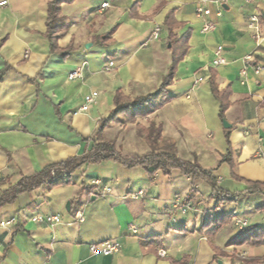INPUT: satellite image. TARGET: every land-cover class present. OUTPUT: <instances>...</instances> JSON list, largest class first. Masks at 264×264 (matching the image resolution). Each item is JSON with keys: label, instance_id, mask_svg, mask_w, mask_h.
Returning <instances> with one entry per match:
<instances>
[{"label": "crops", "instance_id": "0c3cea01", "mask_svg": "<svg viewBox=\"0 0 264 264\" xmlns=\"http://www.w3.org/2000/svg\"><path fill=\"white\" fill-rule=\"evenodd\" d=\"M1 2L0 196L10 198L0 207V222H15L0 227V264H171L183 258L187 264H238L240 256L264 264V233H258L264 230V194H243L248 183H264V48H256L246 28L251 15H264V0H207L209 14L201 19L196 0H74L60 7L69 27L54 52L45 35L50 0ZM204 22L213 29L202 32ZM219 46L224 63L212 67ZM108 61L115 67L104 73ZM255 64L263 68L258 75ZM170 67L169 101L107 128L101 139L114 141L118 158L173 150L180 160L211 170L218 188L241 197L215 205L204 180L176 169H128L115 157L74 164L68 185L14 190L22 178L87 155L98 122L114 108L116 91L129 100L153 93ZM74 70L80 77L68 80ZM197 77L206 81L195 85ZM211 83L228 94L223 119ZM93 91L96 103L87 114L77 113ZM151 126L160 129L157 141L146 139ZM95 180L102 184L97 193ZM102 188L109 191L102 194ZM139 190L142 197L132 199ZM175 199L186 213L172 207ZM34 215H60L61 222L49 228L31 222ZM233 219L248 220L257 228L255 238L229 244L241 232ZM206 220L209 226L202 229ZM152 237L158 244L141 245ZM107 240L116 241V252L90 253V245Z\"/></svg>", "mask_w": 264, "mask_h": 264}, {"label": "trees", "instance_id": "16d2710c", "mask_svg": "<svg viewBox=\"0 0 264 264\" xmlns=\"http://www.w3.org/2000/svg\"><path fill=\"white\" fill-rule=\"evenodd\" d=\"M74 0H50L48 3L47 9V20H46V37L50 44L51 52L56 51V43L59 37L65 32V30L69 27V24L64 21L61 17L60 7L63 4H70ZM182 44L185 41H178ZM170 43H173L170 41ZM177 43V42H175ZM3 71L0 72V80L2 78ZM173 75V67H170L168 73L162 80L159 88L153 92L149 93L146 96L139 97L135 100H129L125 98L120 91H116L113 99L114 108L111 113L104 119L98 122V127L92 137L93 146L90 152L87 155H84L80 158L68 159L64 162H61L57 165L49 166L43 169L38 174H35L29 178H22L16 184L15 188H10V192L14 189L18 192L23 190H30L33 188H37L40 186L45 187L46 189H51L60 185H68L71 183V173L74 167V164L81 165L83 163L92 162L96 163L111 157H115L116 159H120L122 165L128 169L134 167H141L149 174L154 173L157 170H162L164 173H168L170 170L176 169L183 175L191 176L193 179H201L207 182L211 187V193L209 195L210 199L215 201V205H220L225 201H234L235 199L241 197V194H230L225 192L217 187L215 177L212 175L211 170H204L197 165H194L189 162H185L176 157L173 150L168 152H159L155 153L153 150L149 153H146L142 156L135 157H124L118 158L115 155L114 144L113 142H106L101 139V135L104 131L106 125L112 121H115L118 116H125L130 121L134 120L136 117H144L149 113L159 109L166 102L169 101L167 97V93L165 88L170 84ZM212 75H210L208 81L211 82ZM211 91L213 96L219 101V117L223 119V112L226 108V100L228 94L226 92L219 93L216 87L211 83ZM160 129L159 127L151 126L146 135V139H152V141H157L159 138ZM224 136L227 145V156L230 155V144L228 141L229 130L224 131ZM222 161H229L227 157H224ZM54 170L53 175H51V171ZM247 188L243 191V194L251 195L255 193L264 194V183H248ZM8 194H3L0 196V207L9 201ZM224 220H230L229 217L226 219L220 218L217 220V224L223 223ZM208 220L204 221L201 225L202 229L208 228ZM249 226L247 229L242 230L239 234L229 242V244L240 245L243 242L255 238V234L257 233V228H251ZM217 226L215 229H218ZM201 229V230H202ZM212 229L208 234V236H213L214 230ZM258 233H264V230L261 232L258 230ZM247 235H250L247 237ZM157 243V238H147L141 241L142 246H149ZM263 263V262H262ZM171 264H187V259L183 258L179 261H172ZM246 264H258V262L254 261L251 263L250 260H246Z\"/></svg>", "mask_w": 264, "mask_h": 264}, {"label": "built area", "instance_id": "2783aa9c", "mask_svg": "<svg viewBox=\"0 0 264 264\" xmlns=\"http://www.w3.org/2000/svg\"><path fill=\"white\" fill-rule=\"evenodd\" d=\"M197 6L195 9V15L197 18H205L208 16L209 12L207 8L205 7V4L207 3V0H196ZM6 2H1L0 6L5 5ZM108 4H102L101 7L105 8ZM220 12V8L218 9V13ZM246 28L250 32L251 37L253 39L254 45L256 48H264V15L258 16V15H251L246 22ZM213 29V25H211L208 22H204L202 26V32H209ZM158 28H156L152 33V38L156 39L158 36ZM222 50V47L219 46L216 48L214 52V58L211 62L212 67L220 66L224 63L223 59L220 56V52ZM253 59L251 55H247L244 58V62L246 65H250L252 63ZM115 67V63L113 61H108L104 63L102 66V72L107 73L111 71ZM254 73L258 75L262 70V66L260 64H255L253 66ZM80 77V70H74L68 75V80H73ZM206 81L203 77H197L194 81V84H201ZM98 98V93L96 91H93L87 95L84 96L83 102L81 106L78 108L77 113H83L87 114L90 110V108L96 103V100ZM120 162V159H117ZM54 170L51 171V175H53ZM101 182L99 180H95L92 182L93 192L97 193L99 188L101 187ZM109 191L108 188H102L101 193L105 194ZM143 190H139L136 193L131 194V198L136 200L142 197ZM172 207L174 209H178L181 213L187 212V207L182 205L181 202L177 199L172 201ZM75 218L77 220H82V214L77 212L75 213ZM31 222L36 224H44L48 226L49 228H54L56 225L60 224L61 222V216L60 215H49V216H42V215H34L30 218ZM15 222V218H10L8 220H2L0 222V227L5 228ZM232 224L240 231L247 229L250 226V222L248 220H238L233 219ZM131 232L135 233L134 228L131 227ZM118 249V244L114 240H107L104 242H101L99 244H94L89 246V251L91 254H101L103 256H109L112 253L116 252ZM157 255L161 258H164L166 256V253L162 250L157 251Z\"/></svg>", "mask_w": 264, "mask_h": 264}, {"label": "rangeland", "instance_id": "374dc122", "mask_svg": "<svg viewBox=\"0 0 264 264\" xmlns=\"http://www.w3.org/2000/svg\"><path fill=\"white\" fill-rule=\"evenodd\" d=\"M127 121H130L127 117H125V116H118L117 117V119L115 120V121H112V122H110V123H108L107 125H106V127L104 128V131L107 129V128H113V126H116V125H120V124H123L124 122H127ZM104 131H103V133H104ZM102 133V134H103ZM109 136H112L113 135V131L111 130L109 133ZM104 141H106V142H113L114 143V141L113 140H110V139H104ZM139 170H137V171H135L134 173H132L133 175H135V176H137V175H139ZM246 260L247 259H244L243 257H238V264H246Z\"/></svg>", "mask_w": 264, "mask_h": 264}, {"label": "water", "instance_id": "95a60500", "mask_svg": "<svg viewBox=\"0 0 264 264\" xmlns=\"http://www.w3.org/2000/svg\"><path fill=\"white\" fill-rule=\"evenodd\" d=\"M85 48H88L87 46H85ZM222 126L224 129H230V125H228L225 121H222ZM69 207H70V203L67 202L66 205H65V209L67 212H69Z\"/></svg>", "mask_w": 264, "mask_h": 264}]
</instances>
